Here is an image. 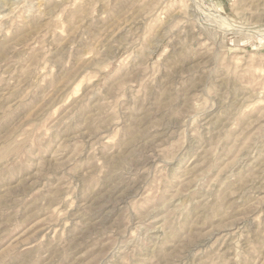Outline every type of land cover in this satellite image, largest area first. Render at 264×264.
Here are the masks:
<instances>
[{
    "label": "rangeland",
    "instance_id": "rangeland-1",
    "mask_svg": "<svg viewBox=\"0 0 264 264\" xmlns=\"http://www.w3.org/2000/svg\"><path fill=\"white\" fill-rule=\"evenodd\" d=\"M0 264H264V0H0Z\"/></svg>",
    "mask_w": 264,
    "mask_h": 264
}]
</instances>
